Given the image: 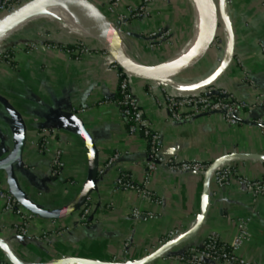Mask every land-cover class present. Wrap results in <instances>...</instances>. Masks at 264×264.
Instances as JSON below:
<instances>
[{
  "label": "crops",
  "instance_id": "1",
  "mask_svg": "<svg viewBox=\"0 0 264 264\" xmlns=\"http://www.w3.org/2000/svg\"><path fill=\"white\" fill-rule=\"evenodd\" d=\"M92 1L101 8L107 4V0ZM121 4L123 9L137 7L141 0H121ZM198 7V0H155L151 18L134 20L124 27L120 36L124 50L146 67L173 61L188 36L194 33ZM227 12L236 37L235 58L217 87L252 105L259 98L262 100L252 110L240 113V126L232 127L214 116H201L191 122L172 121L148 94L153 82L132 78L131 87L145 119L162 136V157L176 156L182 162L212 164L224 156L236 155L224 165L236 168L250 179H263L264 161L239 155L264 156V0H227ZM157 28L172 29L174 39L162 48L151 50L149 34ZM50 30L47 25H30L15 43H39L47 33H51L53 41L64 44L76 39L52 34ZM79 37L91 48L79 61L69 60L40 43L38 51L21 54L11 67H0V161L14 151L21 133L14 110L25 123L27 133L23 159L14 168L17 184L36 204L54 211L70 206L90 175L88 147L77 130L62 125L66 115L84 109L75 115L95 141L100 166L115 152H120L121 157L110 171L100 176L98 189L89 198L90 222H80V212L57 221L36 217L29 226V236H21L13 228L18 216L4 212L5 203L0 199V239L21 260L46 263L64 256L110 262L123 256L129 242L126 259L130 262L145 258L149 248L154 247L151 255L156 253L161 249L158 242L168 232L181 229L184 237L150 264H182L173 257L198 246L212 231L232 242L238 235L239 224L246 221L252 238L240 255L253 264H264V198L253 197L236 180L219 188L215 178H211L207 218L194 235L192 232L202 214L204 176L160 167L150 183L162 200L156 206L135 193L115 190L114 183L120 174H127L139 183L145 181L147 144L128 135L127 123L113 102L121 80L120 68L111 67L116 62L109 53L103 54L106 50L96 38ZM218 38L220 47L213 45L200 65L211 67L212 72L221 66L227 51L228 40L222 28ZM13 44L11 40H1L0 51ZM43 128L58 132L51 140V151H62L59 178L51 176V154L42 155L36 147ZM6 180V174L0 172V184L8 189ZM135 210L140 212L138 216H134ZM47 233L51 234L49 239L34 238ZM5 261L8 259L0 248V264Z\"/></svg>",
  "mask_w": 264,
  "mask_h": 264
},
{
  "label": "built area",
  "instance_id": "2",
  "mask_svg": "<svg viewBox=\"0 0 264 264\" xmlns=\"http://www.w3.org/2000/svg\"><path fill=\"white\" fill-rule=\"evenodd\" d=\"M31 0H1L0 1V18L28 3ZM155 0H141L137 7L122 8L121 0H107V4L102 8L109 20L113 23L115 31L122 36L124 27L130 22L139 19L151 18L153 11L151 5ZM113 19V20H112ZM42 42H23L0 51V67L13 66L21 54H31L40 49V43L45 47L66 56L69 60L79 61L88 55L91 48L80 37L73 42L60 43L53 41L47 34L42 36ZM149 48L157 50L166 44L173 42L174 34L172 29L157 28L149 34ZM220 38L216 40V48L220 47ZM215 47V46H214ZM100 52L99 50H95ZM103 54L108 55L107 51ZM112 68H119L116 63L111 64ZM132 77L121 71V80L117 88L114 103L119 108L121 115L127 123V132L131 138L144 140L147 144L148 160L145 162L146 174L145 181L142 183L133 181L127 174H120L114 183L116 191H126L135 193L142 200L147 201L150 205H161L162 200L150 186L153 174L160 168L165 167L173 172L183 174H195L205 176L211 164L206 162H182L176 156L164 158L160 152L162 149V136L159 132L153 130L149 122L145 119L142 112L140 101L131 87ZM252 83V82H251ZM152 83L148 87V94L154 101L156 107L164 110L172 121L191 122L201 116H214L232 127L240 126V113L245 110H252L256 105L261 103V98L256 104L252 105L238 99L225 89L217 86L211 87L206 91L192 95H181L171 90L169 87ZM253 84V83H252ZM84 112L79 109L73 113ZM58 134L57 131L41 129L36 147L42 155L51 154V176L59 178L62 174V151H51V140ZM121 157L120 152L113 153L99 168V176L104 175L112 169ZM212 177L215 178L219 188L229 186L233 181L241 183L246 191L253 197L264 198V178L250 179L241 175L236 168L230 165H221L217 167ZM0 199L4 201V212H13L18 216V221L14 225V231L21 236H29V226L36 218L35 215L25 211L18 201L10 194L7 188L0 184ZM89 201V200H88ZM87 203L83 206L80 222L87 224L90 222L92 207ZM134 216L140 212L135 210ZM181 229L171 230L159 242V247H164L180 238L184 237ZM36 240L46 239V234L41 236L34 235ZM252 234L249 231L248 222L243 221L239 224L238 235L232 242H226L218 233L212 231L208 233L198 246H192L188 250L174 258L182 264H253L251 261L240 255V250L251 240ZM130 243L127 242L126 247ZM154 248V247H153ZM153 248L147 249L146 252L152 251ZM151 254V252L149 253ZM118 262V261H115Z\"/></svg>",
  "mask_w": 264,
  "mask_h": 264
},
{
  "label": "water",
  "instance_id": "3",
  "mask_svg": "<svg viewBox=\"0 0 264 264\" xmlns=\"http://www.w3.org/2000/svg\"><path fill=\"white\" fill-rule=\"evenodd\" d=\"M206 15V25L202 35L191 51L184 57H177L173 61L158 67H146L138 64L124 50L120 35L115 31L113 23L109 20L105 12L100 6L92 0H31L28 3L20 6L4 17L0 18V40L12 32L17 26L32 19L37 14L45 11L58 4H64L74 7L82 12L85 21L91 25L93 29V37L96 38L102 47L111 55L121 71H124L132 78H137L157 84H162L169 87L171 90L181 95H192L207 89L217 86L220 80L228 72L235 58L236 37L232 24L228 17L227 0H198ZM223 29L227 37V51L221 66L217 71L205 81L195 84H181L178 78L190 69L199 65L213 48L214 42L218 38L220 29ZM12 109V108H11ZM21 126V133L17 138V144L14 151L7 159L0 161V172L6 174L7 187L10 194L18 201L21 207L35 215L36 217L46 221H57L74 215L79 212L87 203L89 198L98 189L100 180V156L91 134L88 132L84 122L74 113L66 115L62 125L65 127H73L83 137L90 154V175L89 180L83 191L79 194L76 200L68 207L61 210H46L36 204L29 196L20 190L16 178L14 176V168L19 164L24 156L27 133L25 123L21 120L19 114L12 110ZM2 147V146H1ZM0 147V149H1ZM240 157H255L264 161L262 155H239ZM236 155H227L211 164L209 170L204 176V193L202 214L197 225L193 230V235L196 234L203 226L208 212L209 192L208 186L212 178L213 171L224 165L226 162L235 158ZM186 237V236H185ZM179 240V239H178ZM178 240L162 247L156 253L147 258L128 263L100 261L85 258L65 257L43 264H150L156 258L163 256L172 245ZM0 248L4 251L8 261L11 264H29L22 261L10 245L0 239Z\"/></svg>",
  "mask_w": 264,
  "mask_h": 264
},
{
  "label": "rangeland",
  "instance_id": "4",
  "mask_svg": "<svg viewBox=\"0 0 264 264\" xmlns=\"http://www.w3.org/2000/svg\"><path fill=\"white\" fill-rule=\"evenodd\" d=\"M35 19V20H34ZM35 26V24L38 26V27H42L44 25H47L52 31V34H55V35H59V36H65V37H69L70 40L71 38H76V37H79L81 36L82 34L79 33L78 31H72V30H69L68 28H66L63 24V22L61 21V19L58 17L57 13L55 12H50L48 14H46L45 16L43 17H39V18H33L31 19L29 22L25 23L23 25L22 28L18 29V30H13L12 32L6 34L2 40H11L12 42H14L13 45H11V47L13 46H17V44H21L22 42H19V43H15L17 42V38L18 36L24 32V30L26 28H28L30 25H33ZM69 33V34H68ZM48 36H51V33H47ZM193 34H191L190 36H188V40L187 42L185 43L184 47L186 46V44H189L190 43V39L192 38ZM20 37V36H19ZM52 38V37H51ZM78 38H76L77 40ZM217 40V39H216ZM1 41V40H0ZM216 44V41L214 42V46L215 47H218L215 45ZM183 49V48H182ZM212 50V49H211ZM209 55V54H208ZM204 61H202L199 65H197L196 67L190 69L191 71H187V73H184L182 76H180L178 78V82H180L181 84H190V83H199V82H202V81H205L206 79H208L209 77H211L217 70H215L214 72H212L211 70V67L209 66H206V65H203L200 67V65L203 63ZM199 68V69H197ZM80 212V215L82 214V210L79 211ZM91 218V217H90ZM90 221V220H89ZM51 234L47 233L46 234V238L49 239L51 236ZM43 240H45V238H43ZM128 249L129 247H127L126 250H124L123 252V256L120 258V257H114L112 259L113 262L115 261H118V262H123V263H128V260L126 259L127 256H128ZM151 256V254H149L148 252L146 253L145 251V258ZM19 258V257H18ZM65 258V256L63 257ZM119 258V259H118ZM118 259V260H117ZM23 261V260H22ZM25 262V261H24ZM131 262V261H130ZM26 263H29V264H43V263H46V262H42V261H34V262H26ZM3 264H11L10 261H5Z\"/></svg>",
  "mask_w": 264,
  "mask_h": 264
},
{
  "label": "bare ground",
  "instance_id": "5",
  "mask_svg": "<svg viewBox=\"0 0 264 264\" xmlns=\"http://www.w3.org/2000/svg\"><path fill=\"white\" fill-rule=\"evenodd\" d=\"M50 12L57 13L58 17L61 19L64 26L66 28H68L69 30L78 31L79 33L82 34L83 37H86V38L93 37V34H92L93 29H92L91 25H89L85 21V18H84V15L82 14V12L80 10H78L74 7L68 6V5H64V4L55 5L51 8H48L45 11L37 14L33 18L43 17ZM30 20L26 21L25 23L29 22ZM25 23L17 26L14 30H18V29L22 28ZM205 25H206V15H205V12H204V10H203L200 2H199L197 21H196V25L194 27L193 36L190 39L191 40L190 43L186 44V46L181 50L178 57H184L185 55H187L191 51V49L193 47H195V45L197 44V42L199 41V39L202 35V32L205 28ZM191 84H195V83H191Z\"/></svg>",
  "mask_w": 264,
  "mask_h": 264
}]
</instances>
